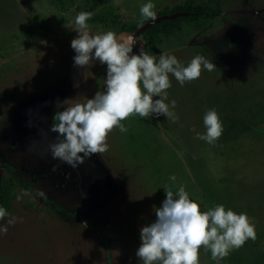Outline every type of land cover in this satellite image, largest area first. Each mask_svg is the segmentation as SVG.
<instances>
[{
	"label": "rangeland",
	"instance_id": "374dc122",
	"mask_svg": "<svg viewBox=\"0 0 264 264\" xmlns=\"http://www.w3.org/2000/svg\"><path fill=\"white\" fill-rule=\"evenodd\" d=\"M186 1L0 0V179L31 180L10 212L23 222L0 236V264H143L135 254L140 229L155 220L164 188L181 185L202 212L222 204L255 222V241L218 262L202 247L199 264H264V0H222L204 29L183 26L155 46L136 38L134 54L143 47L157 61L168 52L185 66L197 55L216 65L183 86L169 75L175 122L130 116L121 121L127 132L113 128L108 150L76 168L49 150L53 117L66 107L58 103L106 88V64L74 63L76 15L108 16L87 21L96 34L134 24L145 3L159 12ZM213 108L223 132L209 144L196 137Z\"/></svg>",
	"mask_w": 264,
	"mask_h": 264
},
{
	"label": "clouds",
	"instance_id": "9594fccd",
	"mask_svg": "<svg viewBox=\"0 0 264 264\" xmlns=\"http://www.w3.org/2000/svg\"><path fill=\"white\" fill-rule=\"evenodd\" d=\"M152 2L140 6L141 21L154 20L157 13ZM93 12H80L74 23L78 36L71 41L75 51L74 63L90 68L94 61L107 65L104 81L106 88L97 91L92 98L66 99L58 103L56 121L51 131L56 139L49 144L53 159L76 168L85 158L102 154L108 150V133L113 128L120 132L128 129L121 121L133 115L143 118L166 116L175 122L178 117L172 109L176 101L168 100L167 89L171 87V74L181 86L200 77L202 68L213 71L216 65L197 55L185 66L175 55L161 53L157 58L149 55L143 47L133 54V37L121 39L115 32L91 34L87 21ZM158 97V99H153ZM203 123L206 133H197L200 140L215 144L223 132L222 122L216 110H206ZM194 130V129H193ZM175 182L176 176H170ZM166 198L155 209V220L140 229V246L136 256L143 264H199V250H210L217 262L231 251L239 249L249 239L255 241L256 229L253 218L246 213L237 214L217 205L202 212L199 204L189 198L184 186L174 193L164 188ZM39 195L43 196L41 192ZM19 199V197H17ZM0 236L6 235L9 226L23 218L12 216L0 207Z\"/></svg>",
	"mask_w": 264,
	"mask_h": 264
},
{
	"label": "trees",
	"instance_id": "16d2710c",
	"mask_svg": "<svg viewBox=\"0 0 264 264\" xmlns=\"http://www.w3.org/2000/svg\"><path fill=\"white\" fill-rule=\"evenodd\" d=\"M182 11L186 12L181 15H177L172 18L161 20L144 31L145 41L150 46L157 45L163 38L169 34L175 32L183 26H190L195 30L204 29L211 24L219 13L223 11L222 0H187L184 4L176 5L172 8H164L162 11L156 12L171 13ZM98 22L112 21L105 15H93ZM142 19V18H141ZM140 20L129 26L119 25L113 29V32L117 33L120 30L134 29L141 25ZM145 22V21H144ZM107 32V30L97 31L96 34ZM30 179L23 174H10L0 179V207H4L10 213L14 207L17 197L20 198V194H25L30 189Z\"/></svg>",
	"mask_w": 264,
	"mask_h": 264
},
{
	"label": "water",
	"instance_id": "95a60500",
	"mask_svg": "<svg viewBox=\"0 0 264 264\" xmlns=\"http://www.w3.org/2000/svg\"><path fill=\"white\" fill-rule=\"evenodd\" d=\"M186 12H182V11H178V12H172V13H162V14H158L156 16V18L154 20H147L145 22H143V24L139 25L138 27L134 28V29H130V30H121L118 33H116L121 39H127L129 36L133 37V47L135 44V40L138 36H141L144 31L149 28L151 25L167 19V18H172L175 17L177 15H181L184 14ZM133 52H134V48H133Z\"/></svg>",
	"mask_w": 264,
	"mask_h": 264
},
{
	"label": "flooded vegetation",
	"instance_id": "af4514ba",
	"mask_svg": "<svg viewBox=\"0 0 264 264\" xmlns=\"http://www.w3.org/2000/svg\"><path fill=\"white\" fill-rule=\"evenodd\" d=\"M177 12H178V11H177ZM171 13H172V12H171ZM161 14H162V13H161ZM157 15H158V14H157ZM129 30H130V29H129ZM120 31H121V30H120ZM118 32H119V31H118ZM118 32H117V33H118ZM143 35H144V34H142L141 36H143ZM135 41H136V40H135ZM134 48H135V44H134ZM133 54H134V52H133Z\"/></svg>",
	"mask_w": 264,
	"mask_h": 264
}]
</instances>
